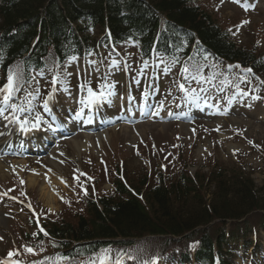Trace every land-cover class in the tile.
<instances>
[{"label":"rangeland","instance_id":"rangeland-1","mask_svg":"<svg viewBox=\"0 0 264 264\" xmlns=\"http://www.w3.org/2000/svg\"><path fill=\"white\" fill-rule=\"evenodd\" d=\"M195 3L200 8L211 9L212 17L230 39L252 50L264 64V0H195ZM245 5L252 7L245 10ZM107 47L102 37L85 57H71L59 64L50 54L45 66L27 74L20 62L13 64L5 77L0 73V93L5 92L0 98V143L8 147L27 144L23 140L29 138L21 131L22 122L15 125L3 121L15 111V106L19 110L27 106L24 121H29L31 127L39 117V126L30 129L44 131L46 123L54 130H61L62 123L67 121L79 123L74 118L89 112L93 105L87 96L84 99L88 89L104 94L102 102L96 100L94 113L100 126L103 120L128 111L129 101L146 105L144 115L138 119L124 116L114 128H93L89 132L70 127L68 132L52 140L53 145L46 144L43 151L0 156L1 166L7 167L0 169V261L73 264L72 259L64 257L55 247L57 242L44 233L54 226H73L84 216L87 203L112 195L113 183L118 179L142 192L138 188L140 180L156 185L173 181L180 175L195 174H203L207 180L210 171H221L224 175L233 172L234 179H249L254 189L264 188V70L254 71L210 57L196 64L188 63L189 60L176 62L162 55L142 60L131 41L120 44L118 49L124 58L119 60ZM10 71L16 78V90L5 102L8 93L2 90ZM210 102L221 109V114L203 115L208 112L204 105ZM122 127H126V132ZM84 134L90 136V141L94 140L93 145L78 151L73 140L85 141ZM35 144L31 141L29 146L35 147ZM32 177H35L32 186L36 190H30L27 184ZM43 187L57 201L46 204L38 191ZM205 189L203 194L208 192L213 196L212 189ZM31 196L35 198L33 202L28 199ZM202 198L208 202L206 196ZM55 213L57 216L51 217ZM256 232V254L250 259L253 264H264V254L260 253L264 247V231ZM250 238L255 245V235L249 234L245 241ZM161 241L151 236L132 238L128 247L136 250L127 256L134 258L126 262L117 258L116 262L165 264L161 261L163 258H179L184 253L179 248L174 252L177 256L154 254L155 245ZM196 244L195 241L190 244L189 251ZM254 245L247 251L252 252ZM26 248L33 252L29 253ZM10 252L17 254L10 257ZM107 254L110 257L105 264H115V251ZM192 254L193 251L188 257ZM245 257V252L240 251L237 264H245Z\"/></svg>","mask_w":264,"mask_h":264},{"label":"trees","instance_id":"trees-1","mask_svg":"<svg viewBox=\"0 0 264 264\" xmlns=\"http://www.w3.org/2000/svg\"><path fill=\"white\" fill-rule=\"evenodd\" d=\"M106 30L116 42L137 40L144 56L152 47L171 58L204 50L253 70L264 68L257 54L232 41L211 9L200 8L195 0H0V70L6 74L17 60L25 70L39 68L50 52L59 62L84 55ZM232 174L210 171L207 180L203 174L180 175L153 186L140 181L143 191L136 195L117 181L116 195L87 203L73 226L46 232L64 249L71 247L75 259L108 245L121 247L122 239L154 235L162 241L153 253L177 256L181 248L179 258H170L212 264L215 255L221 264H230L232 252L223 245L237 244L252 229L264 230V188L254 189L249 179ZM205 188L213 196L203 194Z\"/></svg>","mask_w":264,"mask_h":264},{"label":"bare ground","instance_id":"bare-ground-1","mask_svg":"<svg viewBox=\"0 0 264 264\" xmlns=\"http://www.w3.org/2000/svg\"><path fill=\"white\" fill-rule=\"evenodd\" d=\"M0 97H1V95H0ZM208 104H210L211 106H210V111H209V113H211V114H214V115H219V114H221V109L220 108H217V107H215L214 105H213V103L211 102V103H208ZM129 105V104H128ZM143 105V104H142ZM141 105V107L139 108L140 110L141 109H143V106ZM130 106V105H129ZM206 106V105H205ZM138 107V106H137ZM203 107V106H202ZM130 108L131 109H136V107L135 106H130ZM142 113V112H141ZM83 114H85V112L83 113ZM262 120H264V118H262ZM83 121H85V124L86 125H88L89 126V128H91V127H93L94 126V124H93V115H91V114H89V116H87V115H81L80 116V122H79V124L81 125V122H83ZM117 122V120H112V123L109 125V126H112L113 124H115ZM76 124V123H75ZM74 123H72V126H74L75 125ZM153 126H155L154 124H153ZM122 129H123V131H125L126 132V127H122ZM64 131H67L68 129L67 128H64L63 129ZM49 135H46V139H49ZM84 138H85V141H81V140H73V143H74V148H77V150L79 151V150H82L83 148H85L87 145H93V141L94 140H91L90 141V136H88V134H84ZM48 140H46V142H47ZM37 142H38V145L36 146V147H34V149H43V148H45V143L43 142V140H42V138L40 139H38L37 140ZM72 143V142H71ZM27 148H33V147H27V146H16L15 147V151L16 152H23V151H25V149H27ZM0 150H1V147H0ZM3 167H4V169H7V167H5V166H1V163H0V169L2 170L3 169ZM18 180H21L20 178H18ZM34 181H35V177H32V178H30V179H28V187H30L31 189L30 190H36V188H33V183H34ZM15 182H16V179L14 180V184H15ZM29 189V188H28ZM38 191H39V194H40V196H41V198L42 199H44L43 201L46 203V204H51L53 201H55L56 200V197L53 195L52 196V194H50L47 190H46V188L45 187H43V189H41V188H38ZM20 193L24 196V189L23 188H21L20 189ZM57 201V200H56ZM51 215H53V214H51ZM53 216H57V213H55Z\"/></svg>","mask_w":264,"mask_h":264},{"label":"snow or ice","instance_id":"snow-or-ice-1","mask_svg":"<svg viewBox=\"0 0 264 264\" xmlns=\"http://www.w3.org/2000/svg\"><path fill=\"white\" fill-rule=\"evenodd\" d=\"M239 2V0H238ZM248 7H252V5H245V10H247ZM243 23H249V21H244ZM231 67V66H230ZM237 67H239L237 65ZM185 72L188 71L187 68L184 69ZM246 72H251L252 70L251 69H245ZM16 78L15 76L11 73H9V76H8V83L5 85V88L2 90V91H6L8 93V95H6L4 97V100L5 102H7L11 95H12V92L16 90ZM181 87H183L181 85ZM110 94H113V93H110ZM104 94L103 93H100L99 95L97 93H95L92 89H88V102L91 104V103H94L96 102L97 99H99L100 97H102ZM29 124L30 122L25 120L21 123V129L23 131H29L30 128H29ZM39 126V117H37V122L36 123H31V128H37ZM251 143V141H250ZM77 180L79 179V177L76 178ZM23 183V181H22ZM85 195H87V191L85 190ZM29 207H31V205H29ZM41 231H43V229H41ZM45 235H47V233L45 232L44 233ZM26 251H28L29 253H32L33 252V249L31 248H26ZM105 252V256L101 259V264H105V261L108 259L106 253L109 251V250H103ZM17 253L15 252H10L9 253V256H13V255H16ZM0 264H8L7 261H0ZM18 264V262H17ZM119 264V262H118Z\"/></svg>","mask_w":264,"mask_h":264}]
</instances>
